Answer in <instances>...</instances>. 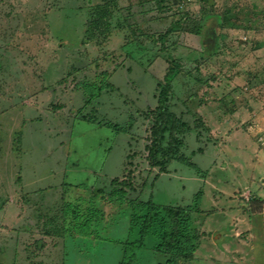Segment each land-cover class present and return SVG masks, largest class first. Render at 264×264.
Listing matches in <instances>:
<instances>
[{
	"label": "rangeland",
	"instance_id": "obj_1",
	"mask_svg": "<svg viewBox=\"0 0 264 264\" xmlns=\"http://www.w3.org/2000/svg\"><path fill=\"white\" fill-rule=\"evenodd\" d=\"M0 264H264V0H0Z\"/></svg>",
	"mask_w": 264,
	"mask_h": 264
},
{
	"label": "trees",
	"instance_id": "obj_2",
	"mask_svg": "<svg viewBox=\"0 0 264 264\" xmlns=\"http://www.w3.org/2000/svg\"><path fill=\"white\" fill-rule=\"evenodd\" d=\"M158 4H160L162 2V0H157ZM173 31V28L171 27L166 33L169 34ZM164 40V38L162 39ZM176 66H171L167 72V74L165 75V86H164V90L161 94V97L159 99L160 102V120L158 122V126L161 127V125H163L165 123V121H169L171 120L172 123V128L175 127V125L178 123V120L176 119V117L171 114L170 112H168L166 110V108L164 107V104L166 103L167 99H168V94L171 90V80L169 79V77L174 74V72L176 71ZM162 128H164V126H162ZM159 134L161 132V130L159 129ZM112 200H117V201H125L126 198L124 197L123 193H121L119 190L114 191V193L109 197V201ZM129 203V205L131 206V208L133 209V214H132V221H131V225L132 227H137V226H143V230H147L152 222L150 213H151V208L148 207V212L145 216H142L141 213L144 210V208L147 206V204H143V203H138L137 201H127ZM196 205H198V201L196 203ZM155 207V206H154ZM196 208V207H195ZM182 212V216L180 218L179 221V230L178 233L175 232L174 237H179L177 243L182 245L186 242L187 239V232L190 226V214L195 211L191 206L186 207L185 209H180ZM71 215L73 217V222L71 224L72 229L74 228L76 233H78V235H82V236H90L91 235V223L92 222H96L99 220V215L100 212L98 211L97 208H95V211L93 210H89V209H79L78 207L74 208V210H71ZM178 234V235H177ZM175 240V241H176Z\"/></svg>",
	"mask_w": 264,
	"mask_h": 264
}]
</instances>
